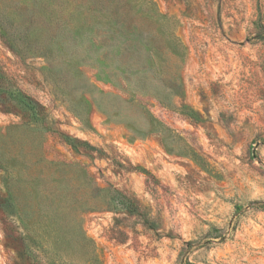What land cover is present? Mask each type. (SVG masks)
<instances>
[{
    "label": "rangeland",
    "instance_id": "rangeland-1",
    "mask_svg": "<svg viewBox=\"0 0 264 264\" xmlns=\"http://www.w3.org/2000/svg\"><path fill=\"white\" fill-rule=\"evenodd\" d=\"M0 63L98 148L0 109V264H264V0H0Z\"/></svg>",
    "mask_w": 264,
    "mask_h": 264
},
{
    "label": "trees",
    "instance_id": "trees-1",
    "mask_svg": "<svg viewBox=\"0 0 264 264\" xmlns=\"http://www.w3.org/2000/svg\"><path fill=\"white\" fill-rule=\"evenodd\" d=\"M263 28V26H260ZM143 77H146L145 74H143ZM126 80V79H125ZM122 82V81H121ZM128 84L129 81H127ZM123 87V85L121 84ZM140 99H137L139 101ZM142 104V103H140ZM143 105V104H142ZM0 109L5 112H13L18 113L21 115V117L28 122L29 124L34 125H40L41 127L57 131L60 136L63 138L64 141L68 142L74 147H83L85 149H98L97 147L91 145L89 142L83 141L77 137H72L71 135L62 133L58 129H55L53 123L54 120L50 117L45 105L41 103L38 99L33 97L32 95L25 92L23 89H21L12 75H10L8 72L5 71L4 67L0 63ZM153 129L155 126H152ZM119 194V193H118ZM121 195L120 203H122L127 210L131 212H136L138 210V204L135 200H132L128 198L126 195ZM8 204L9 206H12L10 203V198L8 196H4L2 198V201L0 205ZM11 212L9 210H6V215L10 216ZM6 229L9 230L12 234L14 239L20 240V244L22 245L23 252L21 253L23 255V258L25 261H36L40 262L37 255L32 251L31 246L28 244L27 239L22 237L23 235L16 232V229L13 225H11L9 222H6Z\"/></svg>",
    "mask_w": 264,
    "mask_h": 264
}]
</instances>
